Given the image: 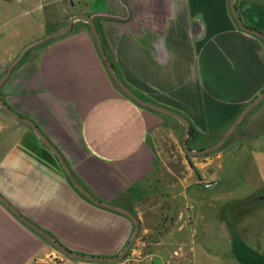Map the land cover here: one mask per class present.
<instances>
[{
    "label": "crops",
    "instance_id": "obj_1",
    "mask_svg": "<svg viewBox=\"0 0 264 264\" xmlns=\"http://www.w3.org/2000/svg\"><path fill=\"white\" fill-rule=\"evenodd\" d=\"M24 1L39 10L27 40L73 23L34 47L0 84V119L10 126H0V195L40 231L0 202V264L105 262L70 257L42 233L80 255L118 256L135 226L106 205L130 214L162 248L150 255L132 249L131 260L163 262L174 246L184 257L201 232L185 220L201 222L202 181L233 184L254 173L264 189V98L247 109L264 93V38L247 30L264 35V0ZM78 16L90 18L96 34ZM156 106L179 114L193 134ZM225 135L226 152L214 154ZM184 139L191 152L213 149L189 153ZM62 163L105 206L75 187ZM160 182L161 193L152 185ZM149 215H161L164 231L143 225Z\"/></svg>",
    "mask_w": 264,
    "mask_h": 264
},
{
    "label": "rangeland",
    "instance_id": "obj_2",
    "mask_svg": "<svg viewBox=\"0 0 264 264\" xmlns=\"http://www.w3.org/2000/svg\"><path fill=\"white\" fill-rule=\"evenodd\" d=\"M38 13L39 10L35 6L26 4L24 0H0V79L7 75L9 65L25 46L54 32L51 30L40 37L27 40V34L38 29L33 23H29L32 20L39 21L36 17ZM65 16V12H62L58 19H64ZM32 52L33 48L27 51L20 61ZM0 126L10 127L1 119ZM1 139L2 136H0ZM221 140L223 137L219 142ZM220 147L221 145L214 149V154L219 152V149L226 152ZM209 153L203 154L202 157H206ZM250 170L253 173V167ZM251 175L248 174L241 178L239 176L240 179L233 184L216 183V181L200 183V194L195 201V206L200 212L201 222L194 224L188 217L189 215H186L185 224L187 227L198 225L201 232L196 234L197 242L194 241V246L184 248L188 251L184 257L177 256L181 247L174 246L169 248L171 255L163 262L157 261L155 257L142 260L139 258L138 261L131 260L132 249L142 253L146 252L148 255L162 249L154 248L155 245L152 244L157 238L149 241L151 237H147V234L137 226L136 236L141 231L138 243L133 240L129 249L119 259L98 264H264V189L258 188L259 180ZM152 185L161 193V182ZM252 192L255 193L252 194ZM177 204L175 198L170 204L171 208H177ZM154 205L164 206L163 202L157 199L154 200ZM189 205L187 208H190ZM160 216H146L143 225L159 233L161 230L164 231ZM176 217L172 215L170 216L172 221L169 220L174 227L177 225ZM59 258L61 259H58L57 264L71 262L68 257ZM74 262L79 261L74 259Z\"/></svg>",
    "mask_w": 264,
    "mask_h": 264
},
{
    "label": "water",
    "instance_id": "obj_3",
    "mask_svg": "<svg viewBox=\"0 0 264 264\" xmlns=\"http://www.w3.org/2000/svg\"><path fill=\"white\" fill-rule=\"evenodd\" d=\"M75 19H81V20H83V21H87V22H89V24H90V27H91V30H92V32L94 33V34H96V30H95V27H94V24H93V21L90 19V18H86V17H84V16H78V17H76ZM72 23H73V21L72 22H70L69 23V25L67 26V27H65V28H61V29H59V30H57V31H54V32H52V33H49L48 35H46V36H44V37H42V38H40V39H37V40H35V41H33V42H31V43H29L27 46H25L24 47V49L19 53V55L15 58V60H13V62L9 65V67H8V69H7V74L18 64V62L20 61V59L22 58V56L27 52V51H29L30 49H32V48H34V47H36L37 45H39V44H41V43H43V42H45L46 40H49V39H51V38H54V37H56V36H58V35H60V34H63V33H66L69 29H71V27H72ZM250 31V30H249ZM252 33H254V34H256V35H258V36H260V37H263L261 34H259L258 32H256V31H251ZM264 38V37H263ZM99 50H100V54H101V56H102V58L104 59V54H103V52H102V50H101V47H100V45H99ZM105 64H106V66H107V69H108V71L111 73V74H113V70H112V67L110 66V64L108 63V62H106L105 61ZM5 79V77H2L1 79H0V84L2 83V81ZM114 80H115V82L117 83V85L127 94V95H129V96H132V94L125 88V86L114 76ZM262 98H264V93H262L260 96H258L248 107H247V109L248 108H250L252 105H254L256 102H258L259 100H261ZM138 102H140V103H142L143 104V102H141V101H138ZM2 107H3V109L9 114V115H11V116H13L14 117V115L11 113V111L8 109V108H6L4 105H2ZM158 110H160V111H162V112H165V113H168V114H170V115H172V116H174L175 118H177V120L181 123V124H183L184 126H185V128H186V134H188V129H189V124H188V122L185 120V119H183L181 116H178V115H176L175 113H173V112H171V111H168V110H166V109H164V108H157ZM20 120V119H19ZM234 127V125L232 126V128ZM35 131H36V129H34ZM36 133H37V135L41 138V140L47 145V146H49L50 147V145L44 140V138L36 131ZM225 139H226V135L224 136V138H223V140H221L216 146H220V145H222L223 144V142L225 141ZM184 148H185V150L187 151V152H189V153H194V154H200V153H204V152H207V151H210L211 149H213V147L212 148H208L207 150H203V151H200V152H191V151H189L187 148H186V139H184ZM51 148V147H50ZM62 165L64 166V168H65V171H66V173H67V175L69 176V178H70V180L72 181V183L74 184V186L75 187H77L87 198H89V200H91L93 203H95V204H98V205H104V204H101V203H99L97 200H95L94 198H92L91 196H89L86 192H84L79 186H78V184L73 180V178L71 177V174L69 173V171H68V169L66 168V166L64 165V163H62ZM260 199V198H259ZM258 199V200H259ZM257 200V201H258ZM0 202L6 207V208H8L21 222H23L24 224H26V225H29V226H31L30 224H29V222L27 221V220H25L17 211H15L10 205H9V203L8 202H6L3 198H2V196L0 195ZM105 206V205H104ZM106 207H108V208H110V209H112V210H115V211H118L119 213H121V214H124V215H126V216H128V217H130L132 220H133V224H134V226H135V228H134V232H133V235H132V238L130 239V241L127 243V245L125 246V248L122 250V252L118 255V256H116V257H113V258H103V257H94V256H84V255H80V254H77V253H74V252H71V251H69V250H67L65 247H63L62 245H60L58 242H56V241H54L51 237H49L48 235H46V234H43L42 233V235L48 240V241H50L59 251H61L62 253H64V254H66V255H68V256H70V257H73V258H81V259H84V260H89V261H110V260H117V259H119L128 249H129V247H130V245H131V243H132V241H133V239H134V237L136 236V229H137V224H136V222H135V220L133 219V217L130 215V214H127V213H125V212H123V211H121V210H119V209H117V208H115V207H112V206H108V205H106ZM32 228H33V230H35L36 232H39L40 233V231L37 229V228H35L34 226H31Z\"/></svg>",
    "mask_w": 264,
    "mask_h": 264
},
{
    "label": "trees",
    "instance_id": "obj_4",
    "mask_svg": "<svg viewBox=\"0 0 264 264\" xmlns=\"http://www.w3.org/2000/svg\"><path fill=\"white\" fill-rule=\"evenodd\" d=\"M247 30H250V29H247ZM250 31H253V30H250ZM260 34V33H259ZM263 37H264V35L263 34H261ZM132 99H134L135 101H140L139 100V98L138 97H136V96H134V94H132V96H130ZM156 108H160V107H158V106H156ZM172 112V111H171ZM173 113H175V112H173ZM176 115H178V116H180L179 114H177V113H175ZM193 134V132H192V128L191 127H189V129H188V136H190V135H192Z\"/></svg>",
    "mask_w": 264,
    "mask_h": 264
},
{
    "label": "built area",
    "instance_id": "obj_5",
    "mask_svg": "<svg viewBox=\"0 0 264 264\" xmlns=\"http://www.w3.org/2000/svg\"><path fill=\"white\" fill-rule=\"evenodd\" d=\"M205 187H208V185H205Z\"/></svg>",
    "mask_w": 264,
    "mask_h": 264
}]
</instances>
